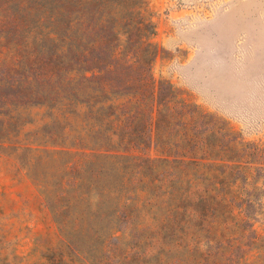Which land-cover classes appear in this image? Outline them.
Returning a JSON list of instances; mask_svg holds the SVG:
<instances>
[{
	"label": "rangeland",
	"instance_id": "1",
	"mask_svg": "<svg viewBox=\"0 0 264 264\" xmlns=\"http://www.w3.org/2000/svg\"><path fill=\"white\" fill-rule=\"evenodd\" d=\"M148 2L161 48L155 78L215 116L198 131H226L225 152L145 166L127 219L88 217L78 252L28 171L31 154L0 146V264H264V0Z\"/></svg>",
	"mask_w": 264,
	"mask_h": 264
},
{
	"label": "trees",
	"instance_id": "2",
	"mask_svg": "<svg viewBox=\"0 0 264 264\" xmlns=\"http://www.w3.org/2000/svg\"><path fill=\"white\" fill-rule=\"evenodd\" d=\"M156 34L148 0H0V146L31 154L28 171L78 252L88 217L127 219L145 166L225 152L226 131H198L215 116L155 78Z\"/></svg>",
	"mask_w": 264,
	"mask_h": 264
}]
</instances>
